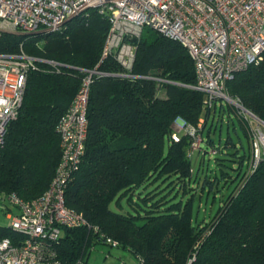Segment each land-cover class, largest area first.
<instances>
[{"label":"trees","instance_id":"1","mask_svg":"<svg viewBox=\"0 0 264 264\" xmlns=\"http://www.w3.org/2000/svg\"><path fill=\"white\" fill-rule=\"evenodd\" d=\"M108 28V17L91 9L57 32L0 36V52L17 53L21 47L30 56L54 62L35 61L29 69L18 114L7 125L0 145V201L11 194L30 200L48 187L61 154L59 119L84 76L80 69L98 63ZM99 69L120 71L111 58ZM132 73L136 77L93 76L85 152L66 188V205L128 250L135 258L131 264H187L190 257V264H264V160L246 175L249 153L238 156L229 133L221 146L211 139L224 113L234 124V109L227 103L205 108L204 95L190 88L195 75L186 49L152 30L144 29L137 40ZM225 88L264 121V52ZM236 118L250 146L247 124ZM200 119L206 146L201 143L195 151L200 159L194 168L193 154H187L189 138L181 133L180 141L173 142L170 134L178 120L196 125ZM206 153L215 156L219 175L216 168L209 175ZM220 180L235 186L209 220H197L196 192L206 186L210 192ZM171 191L187 197L171 202ZM122 192L130 195L134 214L110 208ZM133 194L140 202L132 201ZM12 235L8 226L0 232L1 237ZM90 236L85 227L63 228L56 244L61 264H92L84 258L97 244Z\"/></svg>","mask_w":264,"mask_h":264},{"label":"built area","instance_id":"2","mask_svg":"<svg viewBox=\"0 0 264 264\" xmlns=\"http://www.w3.org/2000/svg\"><path fill=\"white\" fill-rule=\"evenodd\" d=\"M91 9L109 20L100 59L93 69H80L84 76L59 119L61 154L48 187L30 200L14 194L8 198L17 213L8 215L11 219L8 228L13 235L0 236V264H61L56 244L63 228L85 227L90 237H94L93 242L118 246V241L66 205L65 191L85 152L93 76L136 77L132 68L137 40L144 29L186 49L195 75L190 88L204 95L205 108H216L218 101L219 105L229 102L238 109L236 113L247 124L250 139L246 175L264 160V121L247 110L239 98L225 92L226 82L258 61L264 52V0H0V36L57 32L72 19L86 16ZM107 58L117 63L119 72L99 69ZM39 60L54 63L30 56L21 47L17 53L0 52V145L7 125L18 114L28 71ZM252 121L256 123L254 126ZM202 123V119L196 125L178 120L170 140L178 142L184 133L190 141L187 154L191 156L201 149ZM214 153L211 148L209 154ZM135 264L143 263L138 260Z\"/></svg>","mask_w":264,"mask_h":264},{"label":"rangeland","instance_id":"3","mask_svg":"<svg viewBox=\"0 0 264 264\" xmlns=\"http://www.w3.org/2000/svg\"><path fill=\"white\" fill-rule=\"evenodd\" d=\"M68 23V22H67ZM66 23V24H67ZM65 24V25H66ZM34 35V34H30ZM29 36V35H28ZM226 94V88H225ZM229 95V94H228ZM234 109V113L237 116L236 111L238 109L234 107L231 103H227ZM219 105V102L217 101V107ZM236 116L231 113V118L234 121V124H232L229 121V117L227 113H224L222 118L220 119V122L217 124L218 127L211 133V139L213 140L214 146H221L226 137L229 133L230 136L233 139V142L237 146L238 150V156L249 153V143L247 142L246 138L243 135V132L240 128V125L237 121ZM254 126L256 123L254 121L251 122ZM264 129V128H262ZM206 131L204 130L203 136H205ZM203 148L206 146L204 143H202ZM189 148V147H188ZM210 149V147H207V150ZM191 150V149H190ZM214 157L210 158L208 153L204 154V160L207 163V167L209 169V175H214V168H216L217 175H219V167L215 165ZM200 156L197 154V152L193 153V157L191 159L192 165L194 168L197 167L199 162ZM233 168L237 165L233 162H228ZM232 176L235 175V171L232 169H227ZM201 178V177H200ZM202 178L198 181V184L201 186ZM199 186V187H200ZM235 183L231 182L228 184H225L222 180L218 182L217 187H214L212 191H208V186L204 188V190L201 192L199 189L195 194V199L193 201V211H194V218H196L199 221H205L209 220L211 216H213L221 202V199L224 198L228 193L231 192V190L234 188ZM175 194L173 191L168 193V196H172L171 202H177L180 199L184 200L187 195L181 196V194ZM129 194L125 193H119L116 195V197L110 202V208L114 211L121 212V213H131L134 214L136 212L135 208L130 201H129ZM133 199L132 201H138L136 194L132 195ZM10 210V212H9ZM142 211V210H141ZM17 213V208L11 204L9 200L0 201V232L2 231L3 227H7L10 224V217L8 215H14ZM84 258L92 263V264H130L135 261L134 256L125 249L119 248V247H110L108 245L104 244H95L93 248H88L86 251V254L84 255Z\"/></svg>","mask_w":264,"mask_h":264},{"label":"water","instance_id":"4","mask_svg":"<svg viewBox=\"0 0 264 264\" xmlns=\"http://www.w3.org/2000/svg\"><path fill=\"white\" fill-rule=\"evenodd\" d=\"M20 35H23V36H28L30 34H35V33H19Z\"/></svg>","mask_w":264,"mask_h":264},{"label":"crops","instance_id":"5","mask_svg":"<svg viewBox=\"0 0 264 264\" xmlns=\"http://www.w3.org/2000/svg\"><path fill=\"white\" fill-rule=\"evenodd\" d=\"M135 259V258H134ZM133 263V262H132ZM131 264V263H130Z\"/></svg>","mask_w":264,"mask_h":264}]
</instances>
